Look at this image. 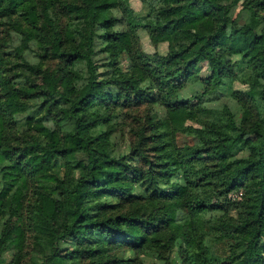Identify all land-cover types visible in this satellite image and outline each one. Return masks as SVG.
<instances>
[{
	"label": "trees",
	"instance_id": "1",
	"mask_svg": "<svg viewBox=\"0 0 264 264\" xmlns=\"http://www.w3.org/2000/svg\"><path fill=\"white\" fill-rule=\"evenodd\" d=\"M244 1L141 0L138 13L130 0H0V26L21 34L16 64L40 79L16 85L0 71V262L12 196L32 189L34 245L21 264H142L136 253L264 264V0ZM31 3L41 22L27 25ZM2 39L0 29V65ZM31 44L42 52L33 63ZM125 102L155 108L119 145ZM211 105L253 138L227 142L204 117ZM23 124L33 136L13 143Z\"/></svg>",
	"mask_w": 264,
	"mask_h": 264
},
{
	"label": "rangeland",
	"instance_id": "2",
	"mask_svg": "<svg viewBox=\"0 0 264 264\" xmlns=\"http://www.w3.org/2000/svg\"><path fill=\"white\" fill-rule=\"evenodd\" d=\"M130 2L136 12L142 13L144 11L141 0H130ZM245 3L246 1L244 0H240L239 2L240 5H244ZM189 11L192 17H198L200 15V10L197 8L191 7ZM38 13V6L34 3L29 4L27 17H24L25 20L23 21V23L29 25V20H31V22H33L34 24L40 23L41 19L39 18ZM17 19L19 18L17 17ZM60 20H65L64 16ZM0 29L2 30L3 39L1 40V42L4 46L3 50L7 52V54L1 55L2 60H4L1 63L2 65H0V71L2 69L1 76L2 74L4 76H9L10 81L16 85H18L19 83L28 84L29 81L26 79H28L29 76H31V78L33 79L36 78L37 81H40L39 77H35L32 73H30L29 70L25 69L26 66L23 65V67H21L16 64L17 62H20L21 59H18V56H15L16 54L12 49V46L19 43L21 34L17 30L13 29L12 25L8 24H1ZM140 36L142 46L147 50H151L152 45H150L148 42V36L146 35V32L141 30ZM31 46V49H27L28 58L26 60L33 63L38 59V54H42V52L39 49V46H36L34 44H31ZM165 48V42L160 43L158 46V49L160 51H164ZM43 61L44 66L49 68V70H55L59 65H61V61L56 57L44 58ZM123 64H126V59H123ZM77 68L85 74L84 66ZM21 74H25V80H21L18 78ZM82 81L83 79H78L76 82L80 84ZM58 88L62 89L60 85L58 86ZM221 100L227 99L226 97H222ZM214 107V105L208 107L209 109L206 111V116L204 115V117L205 119L208 118L212 123L216 124L219 129L223 130V132L227 134V142L231 139H235L240 144H246L253 138V135L251 133L239 134L236 129H234L229 124L227 115L222 110ZM153 108H155V106L147 102H144L142 104H129L125 102L123 104L116 105L114 111L117 112V118L121 123L118 125V129L116 131V135L113 136V140L118 141L119 145L127 144V136L129 137L130 135H132V132L138 125L139 120L143 119L145 114H147V112H150V110H152ZM54 120L55 119H52L53 123ZM43 121L51 122L48 117L43 119ZM34 128L35 127L32 124H23L19 128H15L13 130L15 131V133L13 135L12 142L19 143L21 141H26L28 138L33 136V133L35 132ZM224 137L225 135L223 136V138ZM133 138H135V136H133ZM179 138L181 140L186 139L191 142L195 141L194 138L190 137L187 134L180 135ZM242 152H244L243 149L239 154H241ZM32 199V189L26 191L24 195L15 193L12 196L11 210L9 212L8 219V221H10L9 229L3 236L4 242L6 244V251L4 260L0 262V264H21L22 262L28 260L29 253L31 252V249L34 245L33 241L35 235V231L29 223L30 220L28 216L29 208L31 206L30 202ZM228 210L230 214H234L236 208H234V206L231 204ZM178 232L181 236L182 243L185 246L193 243V239L191 238L190 233L186 227L178 229ZM135 255L138 258L137 261L141 262L142 264H165V262H167L166 257L157 258L156 256H149L148 254H142L138 256L137 253Z\"/></svg>",
	"mask_w": 264,
	"mask_h": 264
}]
</instances>
